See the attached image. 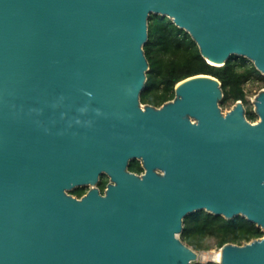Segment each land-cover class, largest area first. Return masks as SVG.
Returning <instances> with one entry per match:
<instances>
[{
	"label": "water",
	"instance_id": "1",
	"mask_svg": "<svg viewBox=\"0 0 264 264\" xmlns=\"http://www.w3.org/2000/svg\"><path fill=\"white\" fill-rule=\"evenodd\" d=\"M152 13L264 74V0H0V264H190L199 209L264 230V88L255 122L208 73L143 103ZM221 248L264 264V235Z\"/></svg>",
	"mask_w": 264,
	"mask_h": 264
},
{
	"label": "trees",
	"instance_id": "2",
	"mask_svg": "<svg viewBox=\"0 0 264 264\" xmlns=\"http://www.w3.org/2000/svg\"><path fill=\"white\" fill-rule=\"evenodd\" d=\"M150 67L147 81L141 94L143 103L161 105L174 98L175 86L182 79L208 73L217 77L223 87L224 97L221 105L241 99L248 102L245 86L257 78L264 80V74L245 56L232 54L222 65L210 63L201 53L199 45L190 32L178 26L169 16L152 13L149 17V37L144 44ZM247 117L256 120L258 115L253 109L246 108ZM129 169L141 173L144 168L139 159L130 160ZM109 177L99 180L98 186L104 192ZM87 186H77L71 192L82 196ZM264 235V230L255 222L239 215L226 218L205 209L188 213L184 218L181 238L194 249H207L213 238L218 246L227 242L242 244ZM190 264H212L193 262Z\"/></svg>",
	"mask_w": 264,
	"mask_h": 264
},
{
	"label": "rangeland",
	"instance_id": "3",
	"mask_svg": "<svg viewBox=\"0 0 264 264\" xmlns=\"http://www.w3.org/2000/svg\"><path fill=\"white\" fill-rule=\"evenodd\" d=\"M264 88V80L257 78L255 81H250L246 84L245 89L247 92V99L248 102L245 104L246 108L253 109L254 110V102L255 96L257 93ZM234 104V102H233ZM231 101H228V103L224 104L223 110H229L233 106ZM159 106V105H158ZM259 117L256 119L258 120ZM252 120V121H256ZM104 176V173L101 174L100 179ZM109 177V176H108ZM109 182V181H108ZM89 189L90 185H86ZM73 190V189H72ZM70 190V192L72 191ZM72 193V192H71ZM75 196H78L74 194ZM181 237V236H180ZM208 242L210 243L211 247L207 249H199L198 251V258L196 260H193V262H211L212 264H220L218 259V254L221 252V247L218 246L215 243V240L213 238L208 239ZM187 243V242H186ZM189 245V244H188ZM191 246V245H190Z\"/></svg>",
	"mask_w": 264,
	"mask_h": 264
},
{
	"label": "bare ground",
	"instance_id": "4",
	"mask_svg": "<svg viewBox=\"0 0 264 264\" xmlns=\"http://www.w3.org/2000/svg\"><path fill=\"white\" fill-rule=\"evenodd\" d=\"M224 111V110H223ZM228 110L224 111L226 113ZM195 121V118H192ZM91 186L93 185L92 183H89ZM222 257H223V249L221 248V252L218 254V259L220 264L222 263ZM198 258V251H197V257L194 259L196 260Z\"/></svg>",
	"mask_w": 264,
	"mask_h": 264
}]
</instances>
